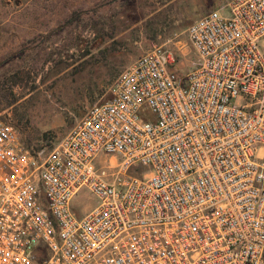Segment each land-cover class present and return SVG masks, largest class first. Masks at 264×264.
<instances>
[{
	"label": "built area",
	"instance_id": "built-area-1",
	"mask_svg": "<svg viewBox=\"0 0 264 264\" xmlns=\"http://www.w3.org/2000/svg\"><path fill=\"white\" fill-rule=\"evenodd\" d=\"M186 36L193 69L152 45L48 151L0 113V264H264V0Z\"/></svg>",
	"mask_w": 264,
	"mask_h": 264
},
{
	"label": "rangeland",
	"instance_id": "rangeland-1",
	"mask_svg": "<svg viewBox=\"0 0 264 264\" xmlns=\"http://www.w3.org/2000/svg\"><path fill=\"white\" fill-rule=\"evenodd\" d=\"M227 1L0 0V113L32 150L48 151L152 45L172 53L180 74L193 69L186 28ZM77 11L88 12L47 37ZM96 203L84 190L73 200L78 212Z\"/></svg>",
	"mask_w": 264,
	"mask_h": 264
},
{
	"label": "trees",
	"instance_id": "trees-1",
	"mask_svg": "<svg viewBox=\"0 0 264 264\" xmlns=\"http://www.w3.org/2000/svg\"><path fill=\"white\" fill-rule=\"evenodd\" d=\"M88 11H77V12H73L69 15V17H67L56 29L52 30L49 34H47V37H50V35L55 34L56 32H58L61 28H65L68 25L72 24L73 22L79 20L81 18V16ZM26 49V47H24ZM24 49V50H25ZM24 144L30 148V146L26 143V141H23Z\"/></svg>",
	"mask_w": 264,
	"mask_h": 264
}]
</instances>
